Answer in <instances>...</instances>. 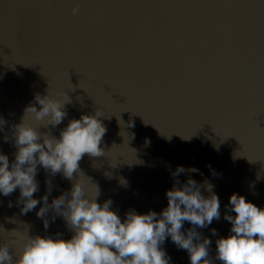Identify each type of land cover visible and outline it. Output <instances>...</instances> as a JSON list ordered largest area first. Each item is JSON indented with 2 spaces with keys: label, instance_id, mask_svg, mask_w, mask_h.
Returning a JSON list of instances; mask_svg holds the SVG:
<instances>
[{
  "label": "water",
  "instance_id": "obj_1",
  "mask_svg": "<svg viewBox=\"0 0 264 264\" xmlns=\"http://www.w3.org/2000/svg\"><path fill=\"white\" fill-rule=\"evenodd\" d=\"M66 93L68 115L39 131L59 138L71 119L102 110L105 154L79 162L88 195L96 184L98 202L111 199L122 220L132 209L160 214L183 166L180 186L191 177L207 196V180L219 197V220L196 230L221 264L216 240L231 234V195L264 208V0H0V153L10 165L13 125L29 105L39 109L35 96ZM35 178L40 202L27 214L19 188L0 193V243H12L14 258L27 234H74L51 208L47 229L37 216L49 187L51 204L73 181L40 165ZM192 227L185 221L182 230ZM161 248L169 264H191L170 236Z\"/></svg>",
  "mask_w": 264,
  "mask_h": 264
},
{
  "label": "clouds",
  "instance_id": "obj_2",
  "mask_svg": "<svg viewBox=\"0 0 264 264\" xmlns=\"http://www.w3.org/2000/svg\"><path fill=\"white\" fill-rule=\"evenodd\" d=\"M79 10V3H76L72 14L76 15ZM66 97L62 101L49 94H37L35 101L39 109L35 104L29 105L22 121L13 125L12 135L18 150L11 165L8 156L0 153V193L8 196L19 188L18 203H23L21 212L27 214L40 202L34 198L38 191L35 178L38 165L52 175L62 173L64 178L73 181L70 192L65 191L49 204V187L37 216L45 218L51 208L65 219L74 234L71 239H64L59 233L55 237L27 234L17 247L15 258L12 243H0V264H169L170 257L161 248L168 236L179 248L188 251L191 264H214L209 255L211 240L201 239L196 230L220 218V200L213 185L204 181L207 196L201 191L202 185L191 177L180 186L178 176L185 171L180 166L173 173L177 177L173 187L166 192L168 205L160 214L152 210L139 213L132 209L122 220L112 209L111 199L102 205L98 202L100 190L96 184L92 183L95 195L89 196L80 179L82 157L105 154L101 141L107 129L100 119L102 110L71 119L60 131L59 138L50 131H39L41 126L56 127L62 123L68 115L65 105L71 102L67 93ZM28 113L34 114L37 121L47 118L48 122L34 126L26 120ZM5 123L0 117V127ZM8 138L5 136V140ZM188 171L198 170L190 168ZM76 173L79 179H74ZM232 212L235 216L230 214ZM224 218L232 225L231 234L216 240L215 259L221 264H264V208L233 193ZM185 221L193 225L186 234L182 230ZM44 226L47 229L46 218ZM212 235H217L216 229L212 230Z\"/></svg>",
  "mask_w": 264,
  "mask_h": 264
}]
</instances>
